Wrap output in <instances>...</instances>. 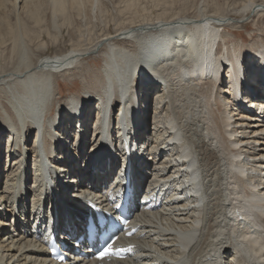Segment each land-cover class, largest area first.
<instances>
[{
  "label": "bare ground",
  "instance_id": "obj_1",
  "mask_svg": "<svg viewBox=\"0 0 264 264\" xmlns=\"http://www.w3.org/2000/svg\"><path fill=\"white\" fill-rule=\"evenodd\" d=\"M84 1L53 0L50 25L70 29L66 12ZM89 1L97 11L100 0ZM247 5L264 13L263 3ZM232 25L200 10L39 59L20 38L18 64L0 73L7 96L0 100V264H264V42L254 49L231 44L223 32ZM98 53L104 60L87 70L82 94L63 98L60 77ZM254 86L262 87L257 98L250 92L241 99V88ZM137 96L148 98L147 109ZM76 121L79 131L60 154ZM83 133L90 139L82 146ZM145 180L144 198L130 209L137 232L124 239L136 245L133 253L95 261L85 217L96 219L99 204L118 218L123 190L132 183L137 193ZM109 188L116 197L102 202ZM55 240L67 246L68 261L51 259Z\"/></svg>",
  "mask_w": 264,
  "mask_h": 264
},
{
  "label": "rangeland",
  "instance_id": "obj_2",
  "mask_svg": "<svg viewBox=\"0 0 264 264\" xmlns=\"http://www.w3.org/2000/svg\"><path fill=\"white\" fill-rule=\"evenodd\" d=\"M49 1L50 0H29V4H27L24 9L23 7L21 8L20 5L22 3H19L18 0H0V73L10 71L18 64V59L23 50L19 43L20 38L24 39L25 44H27L31 50L30 57H33V59L46 58L47 56L58 54L59 51L67 52L75 48L81 49L90 47L105 34H114L120 30L128 29L129 27L131 28V26L140 23L143 24L164 19L196 17L200 10H203L208 14L227 17L230 22H235V25L226 26L223 32V35L229 39L231 44L243 43L244 48L250 45L254 49L256 46L264 42V13H261L260 15H255L254 12L251 13L250 9H247L249 0H100V5L97 11H93L90 6V1L85 0L84 2L87 3L88 1L89 3L85 5L83 2H81L82 4L79 2L80 5L77 2L76 5L73 4L70 6L72 7L70 11L66 12V16L72 17L73 20L70 29L64 24L57 25V28L50 25L56 7H54V10L53 0H51L52 3ZM254 1L264 4V0ZM74 6H76V8ZM61 15L62 14L59 12L57 16H60V18L63 19V16ZM61 28H63V33L58 37L57 33ZM54 40H57L58 45L54 44ZM45 44L47 45V48L43 47ZM248 54L249 57L247 60H251L253 57L252 55H255L254 51ZM91 55L87 57L88 59L86 58L88 62L85 60L86 62H83V65L81 64L80 68L74 70L73 74L65 73V77H60L62 84L60 91L61 94H63V98L74 93L82 94L85 83L83 78L87 70H90L94 63L99 65L102 64L104 60L102 54L98 53L96 55ZM258 66L256 65L255 68H253L255 71L250 75V80L253 84H257L255 82L258 81V74L261 73V67L259 66V68H257ZM261 85H263V83ZM244 89L241 88V92L243 91L244 95L251 92L256 99L257 95L255 90H261L262 87H260V89L256 86L251 88L244 87ZM4 92L5 90L0 88V100L3 102L7 100V96ZM258 92L260 93V91ZM58 100L62 99L58 98ZM147 101L148 98L146 99V102ZM137 102L145 109L149 107V101L147 104L146 102H140L139 96H137ZM237 103L238 105L242 104L238 101ZM89 109L92 108L90 107ZM152 113L153 112L150 111L149 117H152ZM93 115L95 116V110L91 113V123L95 118ZM71 124V134L70 136H67L66 140L62 143L63 151H61L60 154L67 153L70 143L75 138L74 133L79 131L77 121L72 122ZM94 129L97 130V128ZM94 129L92 127V134L94 133ZM127 135L128 134L124 135L125 139L129 137V135ZM34 136L31 140H33ZM81 137L77 138V142L80 140L81 142H79L83 146V144L85 145L86 142L89 141L90 133H83V138ZM91 142L93 143L92 138ZM59 143L60 142L57 144ZM150 144L152 143L150 142ZM121 147L122 145H119L120 150ZM3 158V166H5L7 164L5 161L6 154H4ZM34 158L35 156H32V160ZM263 158L262 161H264ZM32 160H30V162H32ZM117 160L120 161L121 158L119 159V157H117ZM82 165L83 163H81V166ZM141 169L143 174L149 177V174L146 173L147 168L145 167ZM2 172V178H4L6 174V169H4V167ZM145 182L143 181L139 189L140 191L137 192L138 198H141L144 195L143 188L147 186ZM74 198L76 197L74 196ZM48 201L50 203V196Z\"/></svg>",
  "mask_w": 264,
  "mask_h": 264
}]
</instances>
